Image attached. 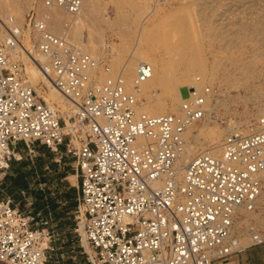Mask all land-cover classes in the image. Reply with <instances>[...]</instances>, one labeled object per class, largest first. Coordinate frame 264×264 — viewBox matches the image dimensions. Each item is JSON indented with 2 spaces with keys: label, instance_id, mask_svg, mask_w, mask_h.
Instances as JSON below:
<instances>
[{
  "label": "built area",
  "instance_id": "built-area-1",
  "mask_svg": "<svg viewBox=\"0 0 264 264\" xmlns=\"http://www.w3.org/2000/svg\"><path fill=\"white\" fill-rule=\"evenodd\" d=\"M43 1L70 14L83 6V0ZM0 28L4 167L20 159V142L29 148L46 145L57 163L73 159L74 232L90 246V252L82 251L88 264H216L240 251L232 247L235 211L255 208L264 188V116L246 134L228 133L218 155L202 152L180 171L185 131L205 116L208 89L186 86L189 96L177 112L138 113L137 97L126 89L123 75L89 85V71L98 61L52 33L34 8L22 25L12 16L0 17ZM26 35L41 60L23 42ZM14 48L37 61L72 112L62 116L28 84L23 62L12 56ZM152 73L149 63H140L134 84ZM21 193L23 204L0 199V264H50V214L35 209L26 190Z\"/></svg>",
  "mask_w": 264,
  "mask_h": 264
},
{
  "label": "rangeland",
  "instance_id": "rangeland-1",
  "mask_svg": "<svg viewBox=\"0 0 264 264\" xmlns=\"http://www.w3.org/2000/svg\"><path fill=\"white\" fill-rule=\"evenodd\" d=\"M168 2L173 5L170 9L161 10L159 15L149 14L150 16L144 18L143 15H147L149 9L140 16L131 3L98 0L99 10L95 17L82 27L83 46L92 57L102 61L97 67L103 81L109 75L119 74L120 71L124 76L126 71L122 69L123 63L130 61L129 52L140 31V23H143L144 31L139 44L142 49L151 52L153 48H157L166 54L201 56L206 60L210 77L205 81L204 90H209L207 92L211 100L208 102L216 106L209 121L210 126L214 131L223 127L238 128L235 127L237 122H243L264 104V0ZM167 3L163 5H168ZM38 4V0H21L20 10L17 11L19 16L15 12L17 9H13L14 19L17 21L23 17L20 21L24 24L26 15L32 8L40 12ZM148 6H151V1ZM7 10L1 11V18L6 17L9 13ZM0 34H3L1 28ZM23 42L34 54L31 38L26 35ZM120 46L126 51L121 50ZM19 59L23 62L25 70L26 64L22 58ZM103 64L110 66L112 71L105 72ZM180 64L184 67L185 59H180ZM193 74L202 79L203 75L199 72L195 71ZM24 75L26 76L25 71ZM41 86L43 90L48 91L44 83L41 82ZM180 93L183 98L189 96L186 86L181 87ZM167 94L170 100L177 103V112L180 103L176 100L174 91L168 89ZM142 100L144 101L143 98L141 102ZM55 107L62 116H66L67 107L60 104ZM250 119L256 126L258 119ZM201 123L200 121L196 124L192 130L194 133L198 132ZM244 128L245 126H240L239 129ZM4 152L7 151L2 153ZM16 157L20 159H11L8 167H4L5 163L0 165L3 166L0 167V199L10 198L13 203L23 204L25 201H22L21 192L26 190L27 195L31 196L32 206L50 214L51 217V221L46 225L51 244L54 246L49 258L50 264H88L86 254L82 253L84 248L80 236L74 232L75 198L78 189L76 177L73 178V159H64L62 163H57L54 151L39 142L30 148L24 142L18 143ZM47 166L53 168L52 173L48 172ZM61 166H65L63 170ZM61 178L64 179L61 181ZM258 206L256 204L252 210V213H256L249 214L248 221L235 230V233L241 236L238 237L239 244L234 247L243 249L242 253L235 257L233 254L221 261L222 263H228L250 252L251 255L245 258L246 264H264V225L254 222L253 218V215L259 213V216H264L263 209L260 208V212ZM258 234L261 236L256 241L249 244L244 242L245 235L255 237ZM253 244L257 245L250 247Z\"/></svg>",
  "mask_w": 264,
  "mask_h": 264
},
{
  "label": "bare ground",
  "instance_id": "bare-ground-1",
  "mask_svg": "<svg viewBox=\"0 0 264 264\" xmlns=\"http://www.w3.org/2000/svg\"><path fill=\"white\" fill-rule=\"evenodd\" d=\"M20 1L21 0H0V14L2 13L1 11L9 9L10 11L7 10V12L9 13L6 14V17L8 16L14 17L13 13L15 12L16 15L19 16V14H17V11L18 9L20 10ZM150 1H151V6L149 7L148 5ZM112 2L131 3L132 5L135 6V8L138 11V15L140 16L143 15L145 11H148L149 9L147 15L145 14L143 15L144 18L147 17L149 14L159 15L161 10H167L170 9L171 6H173V5H169L168 0H165L163 2H159V1L155 2L153 0H112ZM38 3L40 7L39 8L40 12L39 11L38 12L42 15V17L46 21L48 29L52 33L56 35L65 36L72 43L80 47L83 46L82 27L87 25L88 21H90L92 18L95 17V13L99 10L98 9L99 6L97 5H99L100 3L98 4V0H83V6L81 10L76 14H70L66 10L60 7L46 6L43 0H38ZM164 3L165 4L167 3L170 7H168V5L164 6L163 5ZM13 9H17V10L13 12ZM7 12L5 11V13ZM20 20H17V23L21 25L22 23ZM158 24L159 21L155 23L156 26H158ZM64 27L65 29L63 30ZM140 27H141L140 31L136 35L135 43L129 52L130 61H125L122 66V69L126 71L125 75L123 76L125 79V87L128 91L136 95L138 100L136 109L138 113H145L152 116L174 113L176 111L177 103L174 102V100L172 101V99L171 100L169 99L167 90L169 89L174 91L175 98L179 103L183 100V97L181 96L180 93V89L182 86H189L191 88V91L194 90H196V92L204 91L206 85L205 81L208 80L210 77V74L207 72V68H206V63H205L206 60L203 59L201 56L188 57L186 56V54H166L157 48L155 49L153 48L151 52H148L147 50L142 49L141 45H139L141 44L140 40H141V36L143 35L142 32L144 31L143 23H140ZM142 42H144V40ZM83 49L86 52H88L84 46ZM120 49L123 50L124 47L120 46ZM112 50H114V48H112ZM33 53L36 60H41V57L37 52H33ZM89 54L92 56L91 53ZM12 56L17 58L18 57L22 58L24 64H26V68L24 70L26 76L25 75L24 76L27 77L26 80L28 84L34 87L35 90L39 93V95L50 106L57 109L55 105L60 104L68 108V110H66L67 113L72 112L73 107L70 101H68L67 98H65L56 88H54V86L50 83V81L43 76L39 68V65L35 59L30 60L29 54L27 56L26 54L22 53L19 48H14L12 50ZM180 59H185L184 67L181 66ZM143 62L149 63L152 66L153 73L148 80L136 85L134 84V80L136 78L137 67L140 63ZM100 63H102V61L100 62L99 60L98 65ZM104 70L107 73L112 71L110 66H108L107 71L105 68ZM195 71L203 75L202 79H200V77L197 76V74L196 76L195 74H193L195 73ZM119 74L123 75V72L120 71ZM192 75L194 76L192 77ZM109 76H113V75H109ZM89 78H90L89 85H93L104 82L108 77L103 81V76L101 72L98 71V67H94L89 71ZM41 82L48 87V91L43 90L41 86ZM205 97L207 98L205 103L206 114L200 120L202 123L198 127V132L194 133L192 130L194 129L196 124H198L200 121L192 124L185 131V139H186L185 148L182 155L179 157L177 161V164L180 167V171H182V168L186 163H188L192 158H194L196 155L202 152H209L214 155L215 154L218 155L220 153L221 141L228 132L240 131L246 134L251 130H253L255 127L254 126L255 124L253 122L252 123L254 125L251 123L250 118L252 117V119L254 118L257 120L260 117L264 116V104H263L258 108L257 112L250 114V117L246 118L243 122H237L235 127L238 128L234 129V127H225V128L223 127L222 129L214 131L210 126L209 121L212 118V114L216 106L208 102L211 100L208 93L207 94L205 93ZM142 98L144 99V101L142 100L141 102ZM240 126H245L244 130L241 129L242 130L241 131L239 129ZM3 151L8 152V150L0 149V160L2 163H5L4 160H2ZM75 177L76 176L74 175L73 178ZM256 204L259 205L258 206L259 210L261 208L264 211V188L262 189L256 201ZM252 210L253 208L247 209L241 207L235 211V216H234L235 219H234V227H233L234 240L232 243L233 248L238 247V246L236 247L234 246L236 244H239L238 239L241 236L240 234H236L235 230L238 228L239 225L248 221L247 217L249 216V214L256 213V212L252 213L253 212ZM259 215H253V218L255 219L254 222L264 225V216H259ZM250 216L252 217V215ZM239 230H237L238 233ZM260 236L259 234L255 237L253 236L250 237L248 235H245L246 238L244 237L245 238L244 242L246 244H249L250 242L259 239ZM81 242L85 250L87 252H90V246L88 245L84 236L82 237ZM241 242L242 241H240V243Z\"/></svg>",
  "mask_w": 264,
  "mask_h": 264
},
{
  "label": "crops",
  "instance_id": "crops-1",
  "mask_svg": "<svg viewBox=\"0 0 264 264\" xmlns=\"http://www.w3.org/2000/svg\"><path fill=\"white\" fill-rule=\"evenodd\" d=\"M76 199V198H75ZM257 244H253L251 245L250 247L252 246H256ZM245 249V248H244ZM243 249H241L240 251H238L237 253H235L234 257L235 256H238L240 254V252L242 251ZM242 253V252H241ZM248 255H251L250 252H247L245 255H241L239 257H237L235 260H232L228 263H222L221 261L220 262H217L216 264H246L245 262V258L248 257Z\"/></svg>",
  "mask_w": 264,
  "mask_h": 264
}]
</instances>
